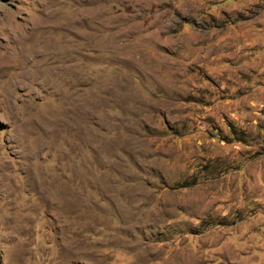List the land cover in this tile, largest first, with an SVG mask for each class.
<instances>
[{"label":"rangeland","instance_id":"rangeland-1","mask_svg":"<svg viewBox=\"0 0 264 264\" xmlns=\"http://www.w3.org/2000/svg\"><path fill=\"white\" fill-rule=\"evenodd\" d=\"M0 264H264V0H0Z\"/></svg>","mask_w":264,"mask_h":264}]
</instances>
